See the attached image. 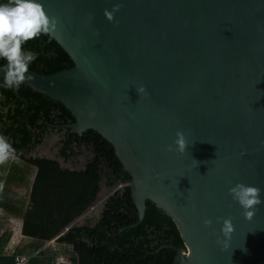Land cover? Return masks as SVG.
<instances>
[{
  "label": "water",
  "instance_id": "1",
  "mask_svg": "<svg viewBox=\"0 0 264 264\" xmlns=\"http://www.w3.org/2000/svg\"><path fill=\"white\" fill-rule=\"evenodd\" d=\"M40 2L54 21L48 34L73 66L28 69L22 84L70 112L69 134L91 130L112 146L129 175L118 189H129L136 208L131 227L150 201L186 248H159L175 252L172 264H264V0ZM237 182L261 189L250 220L228 192ZM101 194L71 226L98 216ZM229 217L234 230L221 250Z\"/></svg>",
  "mask_w": 264,
  "mask_h": 264
},
{
  "label": "trees",
  "instance_id": "2",
  "mask_svg": "<svg viewBox=\"0 0 264 264\" xmlns=\"http://www.w3.org/2000/svg\"><path fill=\"white\" fill-rule=\"evenodd\" d=\"M22 47L35 53L36 59L29 69L36 73L50 75L73 66L68 54L48 33L24 42ZM5 63L0 60V66ZM2 85L3 79H0V136L10 144V154L24 166L30 164L36 168L21 230L30 241L17 249L29 255L27 264H49L47 255L51 251L42 249L47 241L55 238L62 248H71L74 264H172L175 252L159 248L183 247L175 223L162 209L146 201L142 222L131 227L138 216L127 187L107 197L98 216L82 225L71 226L96 201L101 185L114 188L126 183L129 175L122 171L112 146L91 130L82 136L95 141L98 157L85 171L63 170L56 161L27 158L26 152L39 142L43 116L52 123L51 113L57 108L65 122L72 123L74 118L61 103L28 86L21 84L19 88L9 89ZM99 159L105 162L104 168H99L102 163ZM25 177L19 167L13 166L5 180L0 177V185L3 181L24 182ZM0 208L4 212L1 220L22 214L17 206L5 201H0ZM65 228L68 230L62 234ZM11 233L6 227L0 234V264H14L12 256L2 254ZM61 253L64 254L63 250L56 247L51 254Z\"/></svg>",
  "mask_w": 264,
  "mask_h": 264
},
{
  "label": "clouds",
  "instance_id": "3",
  "mask_svg": "<svg viewBox=\"0 0 264 264\" xmlns=\"http://www.w3.org/2000/svg\"><path fill=\"white\" fill-rule=\"evenodd\" d=\"M118 6L112 10H105V16L111 20ZM54 21L50 19L40 0H0V60L6 63L2 67L3 87L9 89L19 88L27 79H31L29 65L36 59V55L31 50L22 47L23 43L49 33ZM137 92L144 93L143 85L137 87ZM175 150L183 152L186 147L184 133L177 131L174 140ZM167 151H172V145H166ZM11 151V146L7 139L0 136V160L6 159ZM233 201L242 208L245 219L250 220L256 210V205L261 203V189L257 186L237 182L228 189ZM217 219H220L219 217ZM203 223L212 224L211 219H205ZM234 230L231 218H224L221 226L223 239L217 238V243L221 245V250L228 247L231 233Z\"/></svg>",
  "mask_w": 264,
  "mask_h": 264
},
{
  "label": "flooded vegetation",
  "instance_id": "4",
  "mask_svg": "<svg viewBox=\"0 0 264 264\" xmlns=\"http://www.w3.org/2000/svg\"><path fill=\"white\" fill-rule=\"evenodd\" d=\"M56 109L53 108L54 111L51 113L54 120L52 123L47 121L45 116L42 117L41 129L38 131L39 142L26 152V157L33 160L38 158L56 161L63 170L85 171L90 164L97 160L98 155L95 151V141H88L82 135L78 136V138L70 136L71 134L68 133L65 126L71 122H65L60 116L61 113ZM53 138L55 144L54 150L51 148ZM9 155L15 158L12 154L9 153ZM99 161L102 162L99 168H104L105 162L101 159ZM28 166H32L36 170L33 165L28 164ZM105 189L107 188L101 185L98 195L103 193Z\"/></svg>",
  "mask_w": 264,
  "mask_h": 264
},
{
  "label": "rangeland",
  "instance_id": "5",
  "mask_svg": "<svg viewBox=\"0 0 264 264\" xmlns=\"http://www.w3.org/2000/svg\"><path fill=\"white\" fill-rule=\"evenodd\" d=\"M56 137V136H55ZM54 138L51 143V148H54ZM52 150V151H53ZM17 166L19 167L25 174V181L24 182H15V183H6L2 182L0 185V201H5L8 204H11L12 206H17L21 213L24 211L25 203L28 201L29 193L31 184L35 175V169L32 166H28L23 163H21L19 160L13 158L12 156L8 155L6 159L0 160V177H2L3 180H5L6 175L9 174V171H11V167ZM119 188V185L110 188L105 189L104 192L101 194V199H106L107 196L113 194L117 189ZM20 202V203H19ZM21 219V214L16 217H4L3 220H0V229L4 228V225L6 227H15L17 223H19ZM52 242V241H51ZM57 247V246H56ZM58 248H61V245H58ZM183 252H186V248L183 246L180 248ZM61 250V249H60ZM52 253L53 250H50ZM66 253H69L68 250H65ZM68 258V256H64ZM71 259V257H70ZM71 264H74L73 262Z\"/></svg>",
  "mask_w": 264,
  "mask_h": 264
},
{
  "label": "built area",
  "instance_id": "6",
  "mask_svg": "<svg viewBox=\"0 0 264 264\" xmlns=\"http://www.w3.org/2000/svg\"><path fill=\"white\" fill-rule=\"evenodd\" d=\"M3 215H4V212L2 208H0V220L2 219ZM5 229H6V226L0 229V234H2ZM9 229L11 230L12 233L14 232V227L10 226ZM12 233H11V237L8 243L3 248L2 254L7 255V256H12L14 264H27L29 260V255L27 253H19L17 251L19 243L18 242L13 243ZM45 249L46 250L50 249L54 251L56 250V245L55 243H51V242L45 243L42 251H44ZM36 253H38V251ZM64 256L66 255L62 253L61 254H51L50 253L49 255H47V258H48L49 264H71L72 261L69 258H66Z\"/></svg>",
  "mask_w": 264,
  "mask_h": 264
},
{
  "label": "crops",
  "instance_id": "7",
  "mask_svg": "<svg viewBox=\"0 0 264 264\" xmlns=\"http://www.w3.org/2000/svg\"><path fill=\"white\" fill-rule=\"evenodd\" d=\"M34 179V178H33ZM26 210V205H25V208H24V211ZM24 211L22 212V214H21V219L19 220L20 222L19 223H17L16 225H15V227H14V232L12 233V240H13V243H16V242H18L19 243V245H18V247H21V246H24V245H26V244H28L29 243V241H30V239L29 238H27V237H25V236H23L22 235V232H21V230H22V219H23V213H24ZM79 218V217H78ZM77 218V219H78ZM76 219V220H77ZM76 220H75V222H76ZM62 235V234H61ZM56 239V238H55ZM55 239H52V240H50V241H47L46 243H48V242H51V243H55V245L58 247V245H60L59 243H57L56 241H55ZM68 247H65V248H60L61 250H63V253H64V255H66V256H68V258L70 259V257H71V255H69V253H66V251L65 250H68V252H71V248L69 247V249H67ZM71 260V259H70Z\"/></svg>",
  "mask_w": 264,
  "mask_h": 264
}]
</instances>
